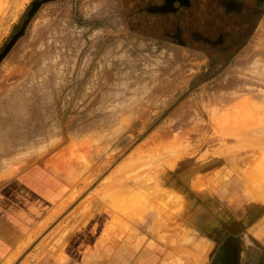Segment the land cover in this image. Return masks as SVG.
Instances as JSON below:
<instances>
[{
  "label": "rangeland",
  "instance_id": "obj_1",
  "mask_svg": "<svg viewBox=\"0 0 264 264\" xmlns=\"http://www.w3.org/2000/svg\"><path fill=\"white\" fill-rule=\"evenodd\" d=\"M35 1L0 0V54ZM245 1L218 30L206 22L226 21L216 0L208 12L203 0L163 13L151 8L164 0L40 4L0 62V178L41 200L36 222L71 203L26 257L39 244L43 264L65 263L46 246L57 230L53 245L65 242L74 214L99 225L81 264L264 260V5Z\"/></svg>",
  "mask_w": 264,
  "mask_h": 264
},
{
  "label": "crops",
  "instance_id": "obj_2",
  "mask_svg": "<svg viewBox=\"0 0 264 264\" xmlns=\"http://www.w3.org/2000/svg\"><path fill=\"white\" fill-rule=\"evenodd\" d=\"M9 180L10 179L4 181L0 178V264H43L42 259L45 258V254L41 253L43 249L42 245H35L34 248L37 249L34 254L37 253L35 254L34 259L32 256L26 257V255H24L26 248L36 240L46 226L52 223L57 216H61L60 213L64 208L69 206L71 199L66 197L58 201L50 210H46L43 217L41 216V212V219L36 222L35 217L39 216L40 211L37 212V210L41 200L38 205L26 204V198L25 200L20 199V197H24L23 193L20 194L21 189L23 192L26 191V185H23L22 179L14 178L11 181ZM15 184H19V186L13 187ZM26 210L28 213H26ZM26 215L29 217L27 218ZM78 219L80 220L79 222ZM88 221H90L88 216H83L82 218L78 216L75 218L74 214L71 215V217L68 218L67 223H65L66 225L68 224V226L64 227V230L71 227L72 234H70L71 236H66L61 239V241H65L63 244L53 245V241L58 238V230L51 234L49 245L46 247H51L55 250V255L57 254L56 257H62L59 258L60 262L61 259L66 261L65 264H81L84 261V257L78 255L79 251L81 254H85L86 249L92 248L90 245L91 241L94 239L88 241L87 238L94 230H96V225L99 226L94 222L90 227V222ZM63 226L61 229H63ZM27 227L28 233H26ZM100 228H102V226H100ZM99 231L100 229H98V232ZM38 249H40V251H38ZM58 253H63L64 255L58 256ZM52 262L54 261L50 259L49 262H45L44 264H53ZM258 264H264V260L259 261Z\"/></svg>",
  "mask_w": 264,
  "mask_h": 264
},
{
  "label": "bare ground",
  "instance_id": "obj_3",
  "mask_svg": "<svg viewBox=\"0 0 264 264\" xmlns=\"http://www.w3.org/2000/svg\"><path fill=\"white\" fill-rule=\"evenodd\" d=\"M120 36L122 37V36H126V35L120 33ZM117 38H118V37H117ZM122 38H124V37H122ZM125 38H126V37H125ZM120 39H121V38H120ZM115 40H116V39H115ZM125 40H126V39H125ZM129 40H130V39H129ZM129 40H127V41H129ZM123 41H124V40H123ZM120 42H121V40L119 41V43H120ZM130 42H131V41H130ZM131 43H132V42H131ZM112 44H113V43H112ZM120 44H121V43H120ZM132 44H133V43H132ZM134 44H135V46H136V43H134ZM134 44H133V46H134ZM118 46H119V44H117V45L115 44V47H114V48L117 49ZM143 46H144V45H143ZM112 47H113V46H112ZM121 47H122V46H121ZM138 47H139V46H138ZM106 48H107V46H106ZM109 48H111V47L109 46ZM109 48H107V49H109ZM118 48H119V47H118ZM122 48H123V47H122ZM122 48H120V49L122 50ZM141 48H142V47H141ZM111 49H112V48H111ZM111 49H110V52L113 51V50H111ZM120 49H119V50H120ZM105 51H106V49H105ZM105 51H104V52H105ZM114 51H116V50H114ZM114 51H113V53H114ZM124 51H125V50H124ZM110 52H109V53H110ZM117 52H118V51H117ZM111 53H112V52H111ZM111 53H110V54H111ZM121 53H122V52H121ZM123 53H124V52H123ZM105 54H107V53H105ZM105 54H104V55H105ZM107 55H108V54H107ZM112 55H113V54H112ZM115 55H116L117 57L120 56V54L117 55V53H115ZM121 55H122V54H121ZM110 56H111V55H110ZM110 56H107V58L109 57V59H110ZM124 56H125V55L121 56L120 59H121V58L123 59ZM126 56H128V55H126ZM111 57H112V56H111ZM117 57H114V60H116ZM178 57H179V56H177V58H178ZM107 58H106V59H107ZM122 59H121V61H122ZM126 59H127V58H126ZM178 59H179V58H178ZM111 60H112V59H111ZM114 60H113V61H114ZM145 60H146V59H145ZM150 60H151V59H150ZM157 60H158V59H157ZM102 61H103V59H102ZM107 61H108V60H107ZM116 61H117V60H116ZM125 61H126V60H125ZM125 61H124V63H125ZM148 61H149V60H147V62H148ZM151 61L154 62V59H152ZM158 61H159V60H158ZM158 61H157V62H158ZM109 62H110V61H109ZM159 62H160V61H159ZM161 62H163V61H161ZM161 62H160V64H161ZM177 62H178V61H177ZM151 63H152V62H151ZM259 63H260V62H259ZM126 64H128V62H127ZM131 64H134V63H131ZM135 64H136V63H135ZM143 64H144V63H143ZM156 64H159V63H156ZM260 64H261V63H260ZM114 65H117V64L114 63ZM152 65H153V63H152ZM162 65H163V64H162ZM164 65H165V64H164ZM155 66H156V65H155ZM167 66L170 67L169 64H168ZM167 66H166V67H167ZM150 67H151V66H150ZM153 67H154V66H153ZM160 67H161V66H160ZM118 68H120V67H118ZM151 68H152V67H151ZM158 68H159V66H158ZM162 68L164 69V66H163ZM170 68H171V67H170ZM170 68H169V71L171 72L172 69L170 70ZM159 69H160V68H159ZM165 69H166V68H165ZM165 69H164V70H165ZM167 69H168V68H167ZM173 69H174V68H173ZM149 70H150V69H149ZM176 71H177V70H176ZM164 72H165V71H164ZM173 72H174V74L176 73L175 71H173ZM173 72H171V73H173ZM152 73H153V72H152ZM168 73H169V72H168ZM171 73H170V75H171ZM160 74H162V73H160ZM165 74H166V73H165ZM175 75H176V74H175ZM165 76H166V75H165ZM150 77H151V76H150ZM174 77H175V76H174ZM152 79H153V78H152ZM261 122H264V121H261ZM257 123H258V122H257ZM263 124H264V123H263ZM263 124H261L262 126H258V127H264ZM252 125H253V122H252ZM258 127H257V128H258ZM173 139H174V140H173ZM173 139H172V140H173V142H174L175 139H176V137L173 138ZM163 140H164V139H163ZM163 140H162L161 144L164 145L163 142H164L165 140H164V141H163ZM177 140H178V138H177ZM159 141H161V140L159 139ZM173 142H172V143H173ZM158 145H159V146H158ZM157 146H158V147H157ZM157 146H156L157 148H159V147H163V149H165L164 146L160 145L159 143L157 144ZM156 147H155V148H156ZM161 149H162V148H161ZM164 153H165V152H164ZM139 155H140V154H139ZM142 156H143V154H142ZM145 156H146V155L144 154V158H146ZM147 156H148V155H147ZM142 158H143V157H142ZM142 158L139 157V160L141 161ZM174 158H175V157H174ZM129 159H130V158H129ZM175 159H176V158H175ZM130 160H131V161L133 160V161H132V162H125V164H128V165L131 164V166H132L133 162L135 161V158H134V159H130ZM144 160H145V159H144ZM146 160H147V159H146ZM125 161H126V160H125ZM129 163H130V164H129ZM142 163H143V162H142ZM123 165H124V164H123ZM123 165H122V166H123ZM126 166H127V165H125V170H126V168L129 167V166H128V167H126ZM127 170H128V169H127ZM159 170H160V169H159ZM119 171H120V169H119ZM13 173H14V172H13ZM153 173H154V172H153ZM157 173H158V172H157ZM157 173H156V175H157ZM137 174L139 175V173H137ZM137 174H136V175H137ZM154 175H155V174H154ZM1 177H2V176H1ZM2 178H3V177H2ZM124 187H126V186H124ZM124 187H123V188H124ZM120 188L122 189V187H120ZM121 189H119V191H120ZM125 189H126V188H125ZM125 189H122L121 191H123V190H125ZM152 189H153V188H152ZM154 189H155V188H154ZM126 190H127L126 192H129L130 189H126ZM155 190H156V189H155ZM130 192H131V191H130ZM75 194H76V193H75ZM128 194H129V193H128ZM119 196H120L121 198H123V197H125V194H124V195L119 194ZM160 196H161V195H160ZM115 197H116V196H115ZM69 199H71V198H69ZM69 199H68V200H69ZM124 200H126V199H124ZM122 201H123V200H122ZM126 201H127V200H126ZM163 201H165V200H163ZM163 201H162V203L164 204ZM127 202H131V201H127ZM127 202H126V204H127ZM162 203H161V204H162ZM117 204H118V203H117ZM126 204H125V205H126ZM121 205H122V204H121ZM114 206H116V204H114ZM163 206H164V205H163ZM122 207H123V206H122ZM122 207H121V209L123 210ZM165 208H166V207H165ZM121 209H120V210H121ZM125 209H126V208H125ZM167 210H168V208H167ZM168 211H169V210H168ZM168 211H167V212H168ZM177 211H178V210H177ZM98 212H99V211H98ZM169 212H172V210L169 211ZM169 212H168V213H169ZM168 213H167V214H168ZM175 213H176V211H175ZM124 214H125V213H124ZM95 215H96V214H95ZM162 215H163V213H162ZM168 215H169V214H168ZM171 215H172V214H171ZM173 215H174V214H173ZM177 215H179V214H177ZM87 216H88V215H87ZM164 217H166V215H165ZM172 217H173V216H172ZM172 217H171V218H172ZM175 217H176V216H175ZM175 217L173 218V219H174V222H175V219H176ZM159 218H160V217H159ZM166 218H167V217H166ZM177 218H179V216H178ZM169 219H170V218H168V221H166L167 223L170 222L171 219H170V220H169ZM79 221H80V220L78 219V222H79ZM157 221H158V220H157ZM172 221H173V220H172ZM83 222H84V221H83ZM83 222H81V223H83ZM88 222H89V221H88ZM107 223H108V222H107ZM131 223H132V222H131ZM161 223H162V222H161ZM161 223H160V226H161ZM163 223H164V222H163ZM177 223H178V222H177ZM180 223H181V222H180ZM83 224H85V223H83ZM128 224H129V223H128ZM165 224H166V223H165ZM175 224H176V222H175ZM175 224H173L174 227H176ZM81 225H82V224H81ZM153 225H154V224H153ZM94 226H95V225H94ZM96 226H97V225H96ZM107 226H108V225H107ZM162 226H163V225H162ZM178 226H179V224H178ZM108 227H110V226H108ZM130 227H131V225H130ZM130 227H129V228H130ZM154 227H156V225H154ZM169 227H170V226H169ZM172 227H173V226H172ZM105 228H106V227H105ZM111 228H112V227H111ZM170 228H171V227H170ZM170 228H169V229H170ZM176 228H179V227H176ZM125 229H126V228H125ZM163 229H164V228H163ZM73 230H74V229H73ZM104 230H105V229H104ZM161 230H162V229H161ZM164 230H165V229H164ZM172 230H173V229H172ZM172 230H171V231H172ZM94 231H95V230H94ZM165 231H166V230H165ZM167 231H169V230H167ZM177 231H179V230H177ZM177 231H176V232H177ZM70 232H71V231H70ZM161 232H162V231H161ZM173 232H174V231H173ZM179 232H180V231H179ZM179 232H178V233H179ZM260 232H261V231H260ZM70 234H72V232H71ZM70 234H69V236H71ZM123 234H124V233H123ZM163 234H164V233H163ZM257 234L259 235L260 233L257 232ZM169 235H170V234H169ZM167 236H168V235H167ZM172 236H173V235H172V233H171V237H172ZM67 237H68V236H67ZM173 237H174V236H173ZM167 238H168V237H167ZM69 239H70V237H69ZM69 239H67V240H69ZM130 239H131V238H130ZM130 239H129V240H130ZM173 239H174V238H173ZM177 239H178V238H177ZM170 240H171V239H170ZM174 240H175V239H174ZM178 240H181V237H180ZM178 240H177V241H178ZM179 243H180V242H179ZM77 244H78V243H77ZM84 245H85V244H84ZM180 248H181V247H180ZM78 255H79V254H78ZM179 255H180V254H179ZM66 257H67V255H66ZM177 257H178V255H177ZM69 259H70V258H69ZM63 264H65V263H63Z\"/></svg>",
  "mask_w": 264,
  "mask_h": 264
},
{
  "label": "flooded vegetation",
  "instance_id": "obj_4",
  "mask_svg": "<svg viewBox=\"0 0 264 264\" xmlns=\"http://www.w3.org/2000/svg\"><path fill=\"white\" fill-rule=\"evenodd\" d=\"M165 2V6L163 5V6H160V7H155V8H151L152 9V11L153 12H159V13H163V12H165V10H175L174 8H173V6L170 4V1H177V2H179L182 6H184V7H187V6H190L191 5V3H189V0H164ZM217 2H215V4H218L219 3V0H216ZM229 1V0H228ZM238 1L240 2V0H231V1H229L230 3H226V4H228V6H229V8H230V10L232 11V13L233 12H235L236 10H238V9H236V3H238ZM244 2H246L247 4H248V1H245V0H243ZM212 2V1H211ZM223 2V1H222ZM133 3H135L134 1H133ZM213 3V2H212ZM258 5L256 4L255 6H256V8L255 7H252V10H251V8H250V12L251 13H255V11L256 12H258L259 13V9H261V10H263V5H264V0H258ZM202 4V5H201ZM201 9L203 8V7H205L206 6V1L205 0H203V2H201ZM170 5V6H169ZM260 5V6H259ZM165 7V8H164ZM257 14V13H256ZM217 18V17H216ZM215 21V20H214ZM211 28H213V30H215L214 29V27L212 26V25H210V29ZM246 35L248 34L247 32L245 33ZM198 36L199 37H201V38H204L202 35H200V34H198Z\"/></svg>",
  "mask_w": 264,
  "mask_h": 264
},
{
  "label": "trees",
  "instance_id": "obj_5",
  "mask_svg": "<svg viewBox=\"0 0 264 264\" xmlns=\"http://www.w3.org/2000/svg\"><path fill=\"white\" fill-rule=\"evenodd\" d=\"M206 1V6H205V8L207 7V9H208V7H209V5H211L210 6V8L207 10V12L209 11V10H211V8H212V5H214L211 1L212 0H205ZM223 1V2H222ZM229 1H231V0H229ZM228 0H219V3H218V10H220V12L223 14V16L222 17H224V19H226V21H222L221 20V18L219 17V18H215V17H211V16H206V22L209 20L210 21V24L214 27V29H216V30H218L219 29V27H221V26H226V23L225 22H229V17H231V15H232V11L230 10V8H229V6H228V4H226L227 2L228 3H230ZM210 2V3H209ZM255 8H256V6H255ZM202 10H203V12H204V8H202ZM215 21H214V20ZM227 22V23H228ZM201 39H203L204 40V38H201Z\"/></svg>",
  "mask_w": 264,
  "mask_h": 264
},
{
  "label": "water",
  "instance_id": "obj_6",
  "mask_svg": "<svg viewBox=\"0 0 264 264\" xmlns=\"http://www.w3.org/2000/svg\"><path fill=\"white\" fill-rule=\"evenodd\" d=\"M47 0H36L34 3H33V6H32V9L31 11L29 12V15L32 16L34 14V12L37 10V8L40 6V4H42L43 2H45ZM30 16L29 18L25 21L22 29L16 33L13 38L11 39V41L6 45V47L4 48L3 52L0 54V62L3 60V58L8 54V52L10 51V49L13 47V45L17 42L18 38L20 36H22L24 33H25V29H26V26L29 22V19H30Z\"/></svg>",
  "mask_w": 264,
  "mask_h": 264
}]
</instances>
